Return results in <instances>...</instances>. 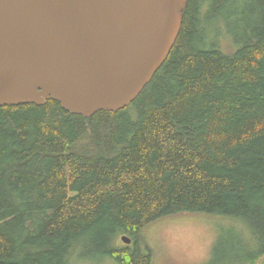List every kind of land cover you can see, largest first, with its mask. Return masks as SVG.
Listing matches in <instances>:
<instances>
[{
    "label": "trees",
    "instance_id": "1",
    "mask_svg": "<svg viewBox=\"0 0 264 264\" xmlns=\"http://www.w3.org/2000/svg\"><path fill=\"white\" fill-rule=\"evenodd\" d=\"M223 19L242 33L219 34ZM182 214L228 220L225 261L264 264V0H188L167 60L125 109L0 107V264H72L78 249L152 264L142 231Z\"/></svg>",
    "mask_w": 264,
    "mask_h": 264
},
{
    "label": "water",
    "instance_id": "2",
    "mask_svg": "<svg viewBox=\"0 0 264 264\" xmlns=\"http://www.w3.org/2000/svg\"><path fill=\"white\" fill-rule=\"evenodd\" d=\"M187 4L0 0V107L54 100L86 118L125 109L167 60Z\"/></svg>",
    "mask_w": 264,
    "mask_h": 264
},
{
    "label": "rangeland",
    "instance_id": "3",
    "mask_svg": "<svg viewBox=\"0 0 264 264\" xmlns=\"http://www.w3.org/2000/svg\"><path fill=\"white\" fill-rule=\"evenodd\" d=\"M236 27L220 20L219 34H226ZM234 35L242 31L234 30ZM215 37V36H214ZM220 39V36L216 39ZM226 52L234 51L230 42L221 41ZM228 220L204 214H182L160 219L149 224L141 233L142 250L152 253V264H234L225 261L236 244L230 240L236 232L231 231ZM117 237V247L131 246ZM130 237V236H128ZM131 238V237H130ZM132 239V238H131ZM82 250L75 253L72 264H118L110 257H81ZM261 264V262H260Z\"/></svg>",
    "mask_w": 264,
    "mask_h": 264
}]
</instances>
